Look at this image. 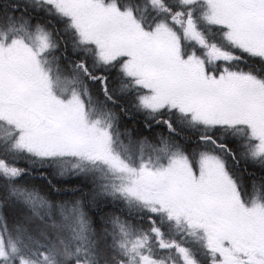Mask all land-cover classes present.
Returning a JSON list of instances; mask_svg holds the SVG:
<instances>
[{"label":"snow or ice","instance_id":"obj_1","mask_svg":"<svg viewBox=\"0 0 264 264\" xmlns=\"http://www.w3.org/2000/svg\"><path fill=\"white\" fill-rule=\"evenodd\" d=\"M0 264H264V0H0Z\"/></svg>","mask_w":264,"mask_h":264}]
</instances>
